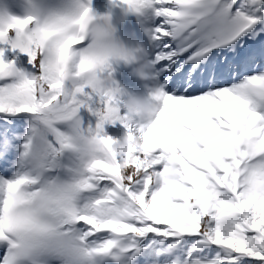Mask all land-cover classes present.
Returning <instances> with one entry per match:
<instances>
[{"label": "snow or ice", "instance_id": "snow-or-ice-1", "mask_svg": "<svg viewBox=\"0 0 264 264\" xmlns=\"http://www.w3.org/2000/svg\"><path fill=\"white\" fill-rule=\"evenodd\" d=\"M109 2L150 10L146 122L121 104L91 0L0 6V120L27 123L0 175V264H264V0ZM117 124L124 168L80 148Z\"/></svg>", "mask_w": 264, "mask_h": 264}, {"label": "clouds", "instance_id": "clouds-1", "mask_svg": "<svg viewBox=\"0 0 264 264\" xmlns=\"http://www.w3.org/2000/svg\"><path fill=\"white\" fill-rule=\"evenodd\" d=\"M24 11L27 9L28 0H23ZM93 30L98 35L106 34L107 38L103 40L100 57L111 65L124 64L130 67L129 75L138 79L146 80V77L152 72L153 65L146 58L137 56L134 48L126 46L119 40L112 37L114 31L109 21L103 23L93 22ZM12 74L18 78H24L29 81H36L39 77L33 73L25 71L12 70ZM121 104L126 111L127 116L136 119H147L156 111V98L152 91L145 89V94H137L135 92L124 90ZM103 128L96 130L94 135L82 137L80 142L81 150L86 154H96L108 151L114 156L119 157L120 167L124 168L127 164V154L130 149L129 138L124 135L118 141H108L99 135Z\"/></svg>", "mask_w": 264, "mask_h": 264}, {"label": "rangeland", "instance_id": "rangeland-1", "mask_svg": "<svg viewBox=\"0 0 264 264\" xmlns=\"http://www.w3.org/2000/svg\"><path fill=\"white\" fill-rule=\"evenodd\" d=\"M10 1H13L15 3H9V2H3L2 4H0V6H6L7 7V10L10 12V10L12 11V14H15V15H18V16H22L24 14V6H23V0H10ZM10 6H12V8L10 9ZM14 10V12H13ZM149 118H147V120H149ZM11 121H14V122H19V123H22V120L21 118H16V117H13L10 119ZM83 123V122H82ZM84 124V123H83ZM124 130V129H123ZM16 132H18V130H16ZM16 142V146L17 148H21V145L23 143V138H18L15 140ZM20 152L18 151V153L16 154V156L18 157V154Z\"/></svg>", "mask_w": 264, "mask_h": 264}]
</instances>
